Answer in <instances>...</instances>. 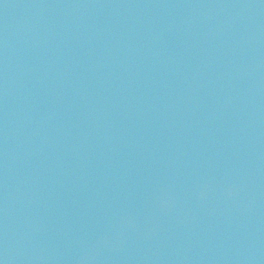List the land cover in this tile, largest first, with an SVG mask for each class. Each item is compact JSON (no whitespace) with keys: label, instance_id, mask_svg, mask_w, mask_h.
<instances>
[{"label":"water","instance_id":"1","mask_svg":"<svg viewBox=\"0 0 264 264\" xmlns=\"http://www.w3.org/2000/svg\"><path fill=\"white\" fill-rule=\"evenodd\" d=\"M0 264H264V0H0Z\"/></svg>","mask_w":264,"mask_h":264}]
</instances>
